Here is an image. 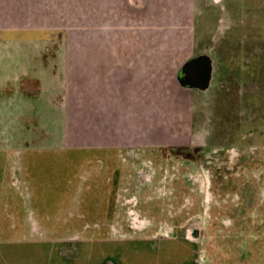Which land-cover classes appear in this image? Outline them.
Masks as SVG:
<instances>
[{
	"label": "flooded vegetation",
	"instance_id": "af4514ba",
	"mask_svg": "<svg viewBox=\"0 0 264 264\" xmlns=\"http://www.w3.org/2000/svg\"><path fill=\"white\" fill-rule=\"evenodd\" d=\"M168 1L122 0L123 20L144 27L143 15L169 11ZM176 1L170 0V11L177 23H167L174 25L154 40L146 30L133 32L137 45L118 52L125 68L112 69L104 84L103 60L114 53H73L79 68L66 71L70 83L61 92L80 94L71 133L85 144L70 149L85 155L76 164H59L71 170L59 185L71 204L58 207L56 216H63L64 227L68 219L78 223L74 230L53 224L41 231L39 244H49L51 264H210L200 254L204 231L231 214L241 222L254 217L257 223L244 227L255 233L253 241L264 238V53L258 47L264 45V0ZM109 25L107 41L118 24ZM234 57L235 69L225 68L223 61ZM86 61L90 69L83 68ZM87 93L104 97L105 112L85 108L91 105L82 99ZM159 93L168 98L167 108L151 101ZM89 122L93 132L84 134ZM87 158L89 170L78 176ZM83 201L91 214L71 212ZM27 221L37 235L38 223L31 216ZM256 258L264 256L241 264H264Z\"/></svg>",
	"mask_w": 264,
	"mask_h": 264
},
{
	"label": "rangeland",
	"instance_id": "374dc122",
	"mask_svg": "<svg viewBox=\"0 0 264 264\" xmlns=\"http://www.w3.org/2000/svg\"><path fill=\"white\" fill-rule=\"evenodd\" d=\"M182 2V0L176 1V3ZM122 4V0H0V28H20L13 31L2 30L0 31V37L9 40L16 38V42L20 40V44L17 43L16 45L22 49V53L28 54L29 57L31 56L32 61H27L26 65H29L32 70H38L40 68L38 66L40 62L37 61L39 57L35 54L36 49L34 47V42H38V40L46 38L47 36L54 39L59 31L63 32L59 35L57 34L59 41L55 39L51 43H48L49 53H46V58H49L50 66L46 63L44 67L46 68V72L42 76L35 75V77L30 76L21 78L18 83H14L9 79L5 81L4 78H2L4 76L0 77V102L3 98L8 97L7 94L9 90L14 87V84H18V90L23 95L19 94V97L17 96V98H14L12 104L10 103L13 106L8 109L6 105L9 103L3 102V107L0 109V231L8 233L6 234L8 236L6 238L8 239L11 237L10 234L12 232L16 234L20 230L28 232V234L24 235L26 238L39 239L40 236H43L41 232L43 228H52V225L56 224L62 226L64 230H70L72 228L74 230L77 226L76 223H78L68 219V228L64 227L63 222L65 223V221L63 216L57 219L56 213L58 212V207L69 208L71 204L69 200L70 194L68 195V193L65 192L66 187H59L60 182H62L66 174L65 171L71 170L68 168L66 169L65 166V169L62 166L59 167V164H70L73 161L72 164H76V161L81 160L83 155H85L82 151L70 149L78 148L79 144H85L76 142V139H74L75 134L71 133L73 132L71 131L73 130L72 124L75 123H70L71 119L79 115L77 114V102L81 100L80 94L75 91L66 92L63 100L65 102V116H63V112L59 110L56 102L57 100L61 101L60 94H44L43 98H36V90L39 89L40 86H43V88L44 86L50 87L55 82L60 83L61 89H63V84H69L68 73L66 72V75L64 73L63 78L61 75L63 74L62 70L65 69L67 71L73 68L74 64L77 63H74L76 61L73 58L74 55H67V53L75 54V52H79L81 55L91 54V52L105 55L114 53L110 59L103 61L106 62L107 65L110 64V66L105 65V69L101 68L104 79L102 78V82L99 84L102 85L104 84L103 81H107L111 75L112 69L114 68L111 65L112 63H114V66L116 62L125 64L121 56L118 55V52H123L128 43H132L130 45L135 46L136 41H133L132 38H134L133 36H136L137 33L133 34V32L146 30L145 36L148 38L156 36L157 38L161 37V32H163L165 28H170L177 23L174 17V11H170V0L166 5L169 11L159 15V12L155 13L156 9H153V11L151 10L143 15L144 27L139 25V23L135 25L132 23L127 24V22L123 20L122 11L124 9L122 8ZM110 5L111 7L113 6V9L108 10ZM153 15L156 17H153ZM111 20L118 25L113 28V40L107 41L106 38L110 36L109 31L112 28L109 25ZM169 22L174 24L165 26ZM125 24L128 26H125ZM30 27L47 28L50 30V33L41 30H27ZM62 37L65 38V44L61 42ZM151 40L154 39L151 38ZM41 45L44 46L45 43L41 42ZM1 46L2 45H0V47ZM94 47L95 51H93ZM235 47L234 45V52L232 54L237 53ZM258 47L259 49L263 48L261 51L264 53V45L261 43ZM7 48V46L1 47V52H3L2 55L9 53ZM62 55L63 61L60 59ZM85 56H83V59H85ZM246 56L249 57V55ZM115 58L120 61H115ZM235 62V57L232 60L229 58L227 61H223V65L225 68L234 70ZM85 63L86 64L83 66L84 69H90L92 67L87 65L89 64L88 61ZM99 63L101 67V62ZM41 64L43 65L44 61ZM60 64L61 67L59 66ZM78 68L79 66L76 64L74 70ZM233 70L232 73H235ZM5 71L6 70L1 67V74H4ZM58 74H60V76ZM228 78L229 80L233 79V82L236 83L232 75ZM37 85L39 87H37ZM46 93H50L49 90H47ZM159 94L156 100L151 99V101H156L159 107H162L166 102L167 108L168 98H165V93ZM161 95H163L164 98H159ZM147 96L149 97V95ZM82 99L84 103L88 102V104H91L89 107L83 105L85 108L92 107V111L94 107L95 110L98 109L99 114L105 112L104 108L106 104L105 102H101L105 99L100 93H94V97L92 93L83 94ZM64 117L66 124L64 123ZM89 124L90 122L82 125V127H86L83 128L84 134L93 132L92 129H89ZM85 130L87 132H85ZM261 133L264 134V127ZM53 147H56L55 149L60 150V152L51 150L54 149ZM90 161L91 158H87L81 163V167L79 165L78 172L76 171L78 176L82 175L83 170H89V168L85 166ZM12 171L14 172L11 173ZM14 175L18 176L20 183L17 181L18 179H15L16 177L11 178V176ZM229 176L228 174V177ZM229 178L232 179L233 177L230 176ZM56 181H58V183H56ZM23 182L28 186L27 191H29L30 196L27 194V191L25 192V189L22 188L24 186ZM16 186H19L20 189L15 190ZM20 190L22 191L23 197L20 194ZM60 200H62V202ZM58 201L61 202L60 206H56V204L59 203ZM256 207L258 206L256 205ZM84 209L86 210L85 215L88 216L90 204L86 201L79 203V209H72L71 212L85 213V211H82ZM252 212H254V210ZM28 216H31L35 222L38 223V225L36 224L38 226L37 235L32 236L30 234V224L27 221ZM221 220L212 222L210 230L206 229L204 231V243L200 254H203L202 259L205 260L206 263L241 264L243 261L248 263L250 260H254V256H261V258L264 256V238L260 236L259 240L253 241L251 237L255 236V233L252 235L250 226L244 227L245 224H249V222L257 223L254 217L244 219V223L234 219L233 214L223 217ZM203 222L206 224L207 220ZM222 222L226 223L227 227L223 226ZM80 223L81 220H79V224ZM213 223L218 224L213 225ZM240 227L243 233L239 236L237 230H239ZM219 228H221L220 231L223 233H218L220 232ZM215 230H218V232H215ZM257 233L260 232L257 231ZM1 237L0 247L1 242L4 241V238ZM51 239L53 243L57 240V238H54V235L49 236L50 241ZM13 245L14 244L9 245L4 250L7 251L6 254H0V264H30L31 258L33 259V263H35L39 259L37 253H41L42 250L48 251L49 246V244L44 246L42 243L37 244L35 242L29 245L17 243L14 245V248ZM4 247H6V244H4ZM175 247L177 250H180V247L183 248L182 245L178 244H176ZM175 247H173V249H175ZM205 247H207V249ZM9 248H13L14 252L11 253ZM26 248H28V252ZM49 256L50 254L48 252V257ZM53 256H55V254H53ZM262 260H264V258ZM262 260L256 258L255 262H261ZM54 261L58 260L55 259ZM62 261H64V263L61 262V264H71L68 263V260ZM72 263L76 264L74 262ZM45 264H51L48 258Z\"/></svg>",
	"mask_w": 264,
	"mask_h": 264
},
{
	"label": "crops",
	"instance_id": "0c3cea01",
	"mask_svg": "<svg viewBox=\"0 0 264 264\" xmlns=\"http://www.w3.org/2000/svg\"><path fill=\"white\" fill-rule=\"evenodd\" d=\"M20 28H10V27H4V28H0V31L2 30H7V31H13V30H18ZM22 29V28H21ZM23 30V29H22ZM27 30H41V31H48L50 33V30H48L47 28H39V27H33V28H28ZM59 31V30H58ZM62 31H59V33H57L58 35L61 33ZM63 33V32H62ZM57 34H56V38L52 39V37L50 36H47L46 38H42L41 40H38V42H34L35 44V54L38 55L39 58H37V61L40 62L39 63V69H35V70H32L29 65H26L27 61H32V58L31 56L29 57L28 54L26 53H22L21 50L16 44H20V40H18V42H16V38L14 39H3V37H0V45H2L3 47L4 46H7L8 48V54H4L2 55L3 52H1V47H0V77L4 78V80L6 81L7 79H9L10 81H13L14 83H18V81L21 79V78H25V77H35V75L37 76H42L45 72H46V68L45 65L46 63H48V66H50V61H49V58H46V53H49V49H48V43H51L52 41H54L55 39H57L59 41V39L57 38ZM65 34V33H64ZM49 35V34H48ZM41 42L42 43H45V45H41ZM61 42L63 44H65V38L62 37V40ZM27 43H30V42H27ZM17 46V47H16ZM38 48V49H37ZM66 48V47H65ZM64 48V49H65ZM66 50V49H65ZM33 52H34V48H33ZM65 55V53H64ZM70 55H74V54H70ZM48 57V56H47ZM73 58L76 60V58L73 56ZM61 61H63V55L61 56ZM69 60V59H68ZM44 61V64L42 65L41 63H43ZM104 61V60H103ZM115 61H120L118 59H115ZM124 61V60H122ZM23 62V63H21ZM77 60L74 62L76 63ZM125 63V61H124ZM78 64V62L76 63ZM74 64V66L76 65ZM61 67V64L59 65ZM74 66L73 68H71L72 70H74ZM112 67L114 70H121L123 71V69L125 68V64H122V63H119V62H116L115 63V66H114V63H112ZM1 67H3L6 71L4 74H1ZM60 69V68H59ZM69 69V70H71ZM71 70V71H72ZM61 71V70H60ZM63 71V74L61 75V77L63 78L64 76V73H66V70H62ZM60 76V74H58ZM60 83L59 82H55L53 85H51L50 87L48 86H38L39 89L36 90V98L37 97H44V94H52V95H55V94H60L61 95V101L57 100V106L59 108V110H61L62 112L64 111V107H65V102L63 101L64 100V97H65V94L61 92V88H60ZM18 84H14V87L11 88L7 94V98H3L2 101L0 102V109L3 107L2 103L3 102H8L9 104L6 105V108H10L12 104V100L14 98H17V96L19 97L20 95H22L20 93V91L18 90ZM47 90H49L50 93H46ZM20 94V95H19ZM23 96V95H22ZM23 98V97H21ZM11 103V104H10ZM60 111V112H61ZM63 116H64V113H63ZM78 119V116H76V118L74 119H71L70 120V123H75V121ZM25 234H28L27 231H23ZM21 232H17L16 234H13V232L10 234L11 237L6 238L8 237L6 234V232L4 231H0V237L2 236L4 238V241L1 242V247H0V254L3 255V254H6L7 251H4L9 245H16L17 243H25L27 245L31 244V243H37L39 244V242H43V240H40V239H32V238H26V236L24 237H20V234ZM30 234H31V231H30ZM34 236V235H32ZM1 237V238H2ZM13 237V238H12ZM16 238V239H14ZM15 241V242H14ZM4 244H6V247H4ZM14 245H13V248H14ZM13 248H9L10 249V252L13 253L14 250ZM27 252H28V248H26ZM39 259L33 263V259L31 258V263L30 264H45V261L47 260V251L45 250H42L41 253H37Z\"/></svg>",
	"mask_w": 264,
	"mask_h": 264
}]
</instances>
